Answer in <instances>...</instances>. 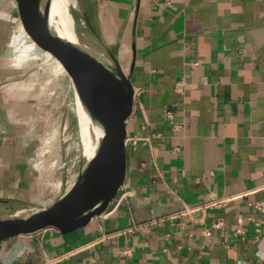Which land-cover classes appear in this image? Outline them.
Returning a JSON list of instances; mask_svg holds the SVG:
<instances>
[{
  "label": "crops",
  "instance_id": "crops-1",
  "mask_svg": "<svg viewBox=\"0 0 264 264\" xmlns=\"http://www.w3.org/2000/svg\"><path fill=\"white\" fill-rule=\"evenodd\" d=\"M92 1L104 40L134 84L126 136L144 126L160 136L129 153L127 195L117 207L71 234L48 228L0 241V264H264V215L249 205L264 199V0ZM37 37L19 2L0 0V76L15 69L18 44L31 60L49 52ZM12 88L0 85V198L25 202L9 187L21 153L4 140L26 122L11 119ZM234 195L202 222L200 213L172 212ZM216 219L221 228L212 227ZM124 248L129 256L118 254Z\"/></svg>",
  "mask_w": 264,
  "mask_h": 264
},
{
  "label": "water",
  "instance_id": "water-1",
  "mask_svg": "<svg viewBox=\"0 0 264 264\" xmlns=\"http://www.w3.org/2000/svg\"><path fill=\"white\" fill-rule=\"evenodd\" d=\"M37 32L50 48L66 61L74 90L91 127L80 132V160L71 188L48 207L0 198V241L44 229L71 234L100 216L128 179V148L125 142L128 119L133 113L134 84L102 35L97 10L88 0L92 21L85 11L88 32L54 15L50 0H17ZM71 24V23H70ZM68 28L73 40L57 31ZM53 51V49H52ZM59 58V57H58ZM101 132L98 135V132ZM178 209L172 211L175 212Z\"/></svg>",
  "mask_w": 264,
  "mask_h": 264
},
{
  "label": "rangeland",
  "instance_id": "rangeland-1",
  "mask_svg": "<svg viewBox=\"0 0 264 264\" xmlns=\"http://www.w3.org/2000/svg\"><path fill=\"white\" fill-rule=\"evenodd\" d=\"M74 1L69 8L71 18L78 28L88 32L82 15L85 11L91 21L88 2ZM20 36H24L22 31ZM17 46L18 58L11 61L16 63L15 69L0 76V85L13 87L7 95L11 119L23 116L26 121L12 125L11 138L4 140L21 153V169L9 187L21 200L39 208L49 205L56 194H65L76 179L80 160L78 116L72 78L66 61L60 60V52L52 47L53 51L50 48L43 57L31 60L19 56L25 50ZM28 46L33 49L34 44ZM28 101L32 106L24 105Z\"/></svg>",
  "mask_w": 264,
  "mask_h": 264
},
{
  "label": "built area",
  "instance_id": "built-area-1",
  "mask_svg": "<svg viewBox=\"0 0 264 264\" xmlns=\"http://www.w3.org/2000/svg\"><path fill=\"white\" fill-rule=\"evenodd\" d=\"M174 90L177 93H182V91H183V82L181 80H177L175 82ZM134 101H135V90H134L133 103H134ZM164 118L172 124L173 128L179 129L181 127V124L173 122V113H172L171 110L166 109L164 111ZM159 136H160L159 132L149 130L148 127L144 126L140 133H136V134H132L130 136H126L125 142L127 144L128 152L130 153L131 151L136 150L141 145L142 146L149 145L152 139L158 138ZM173 150H174V152H179L180 148H179V146H174ZM123 187L124 186L120 187L117 195L109 203L108 207H110V204H111V206H112L111 210H113L115 207H117V205L122 200L125 199V196L127 195V191L123 190ZM238 196L239 195L223 196V197L214 196V197H212V198H210V199H208L206 201H203V202L199 203L196 206L184 205V206H182L180 209H178L176 211V214H179L180 216L190 217V216H192L195 213H200V217L198 218L197 222H202L207 210L220 209V208L224 207L228 203L229 200L237 198ZM249 205L251 206L253 211L264 215V199H257V200L250 201ZM108 207L106 208V210L103 213L108 211ZM251 220H252V218H251ZM254 223H255V231L256 232H260L261 229H262V225H263L262 221L258 220L257 222H254ZM223 225H224V223H223L222 219H216L212 223V227L213 228H221ZM205 234L206 235L209 234L208 230H206ZM235 234H237L240 238H244V229L241 228V227H238L235 230ZM106 236L102 235L100 237V239L103 238V237H106ZM118 254L122 255V256H129L130 255V250L128 248L120 249L118 251Z\"/></svg>",
  "mask_w": 264,
  "mask_h": 264
},
{
  "label": "bare ground",
  "instance_id": "bare-ground-1",
  "mask_svg": "<svg viewBox=\"0 0 264 264\" xmlns=\"http://www.w3.org/2000/svg\"><path fill=\"white\" fill-rule=\"evenodd\" d=\"M51 2V9H50V20H52V17L54 15H58L59 17L63 18L66 22L67 20H69V28L71 29L72 26L75 24L71 18L70 15V6H74L75 5V1L74 0H50ZM71 23V24H70ZM68 30V28L63 29L62 31H57L61 36L69 39V40H73L72 36H71V30ZM74 95H75V111L76 114L79 118V121L81 122L82 125V130L84 132V134L87 135L88 131L90 130V128H92L91 123L87 117V115L85 114V112L82 109V106L80 104V101L77 97L76 91L74 90ZM101 132H98V135H100ZM70 189V188H69ZM66 193V192H65Z\"/></svg>",
  "mask_w": 264,
  "mask_h": 264
}]
</instances>
